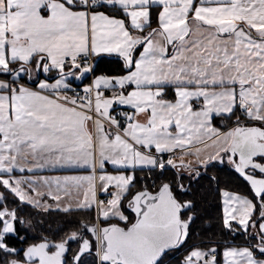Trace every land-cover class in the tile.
Here are the masks:
<instances>
[{
  "label": "snow or ice",
  "instance_id": "6c2138e0",
  "mask_svg": "<svg viewBox=\"0 0 264 264\" xmlns=\"http://www.w3.org/2000/svg\"><path fill=\"white\" fill-rule=\"evenodd\" d=\"M0 188V264H264V0H0Z\"/></svg>",
  "mask_w": 264,
  "mask_h": 264
},
{
  "label": "trees",
  "instance_id": "16d2710c",
  "mask_svg": "<svg viewBox=\"0 0 264 264\" xmlns=\"http://www.w3.org/2000/svg\"><path fill=\"white\" fill-rule=\"evenodd\" d=\"M121 62L118 58L113 57H103L98 62V71L104 72H115L120 68ZM203 171V170H202ZM216 175L220 181V187L231 186L232 188H239L243 190L245 183L238 177L237 174L230 169L226 164L224 166L217 165L215 168H211L208 171L207 176L199 181V184L193 185V191L196 192V199L198 201L199 208V218L192 225L193 228V241L198 242L197 235H213L218 234L220 231L218 212L219 204L216 199L215 185L209 184L208 176ZM0 191H4L0 188ZM23 211L21 215L27 218H33L34 222L43 220V228L47 229L49 225L53 228L57 224H62L64 222V214L62 213H53L50 216L38 215L37 210L33 209L31 206H22ZM72 219H76V215H73ZM21 227V234H27L29 237L34 236L36 233H33L27 229ZM37 231H40V228H37ZM73 248L76 247L75 244L72 245ZM171 264H175V257H170Z\"/></svg>",
  "mask_w": 264,
  "mask_h": 264
},
{
  "label": "crops",
  "instance_id": "0c3cea01",
  "mask_svg": "<svg viewBox=\"0 0 264 264\" xmlns=\"http://www.w3.org/2000/svg\"><path fill=\"white\" fill-rule=\"evenodd\" d=\"M104 57H113V58H118L115 56V54H113L112 56H104ZM85 83H87V81H85ZM62 174H66V172L64 171H43L40 173V175H62Z\"/></svg>",
  "mask_w": 264,
  "mask_h": 264
},
{
  "label": "water",
  "instance_id": "95a60500",
  "mask_svg": "<svg viewBox=\"0 0 264 264\" xmlns=\"http://www.w3.org/2000/svg\"><path fill=\"white\" fill-rule=\"evenodd\" d=\"M219 165V164H218ZM224 165H226V163L225 164H223V165H219V166H224ZM231 169V168H230ZM232 170V169H231ZM234 172V171H233ZM238 175V174H237ZM239 177V176H238ZM240 178V177H239ZM241 180H242V178H240ZM243 181V180H242ZM244 182V181H243ZM244 183H246V182H244Z\"/></svg>",
  "mask_w": 264,
  "mask_h": 264
}]
</instances>
